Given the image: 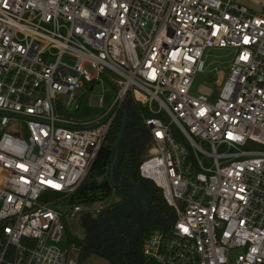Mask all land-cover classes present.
<instances>
[{
	"label": "built area",
	"instance_id": "1",
	"mask_svg": "<svg viewBox=\"0 0 264 264\" xmlns=\"http://www.w3.org/2000/svg\"><path fill=\"white\" fill-rule=\"evenodd\" d=\"M215 49L232 52L216 96H193ZM102 80L110 106L77 121ZM127 96L148 113L139 175L176 215L145 259L264 264V8L236 0H0V264H85L65 223L90 207L68 199Z\"/></svg>",
	"mask_w": 264,
	"mask_h": 264
},
{
	"label": "trees",
	"instance_id": "2",
	"mask_svg": "<svg viewBox=\"0 0 264 264\" xmlns=\"http://www.w3.org/2000/svg\"><path fill=\"white\" fill-rule=\"evenodd\" d=\"M143 116L148 113L127 96L88 176L68 199L69 205L86 206L112 201L97 214L81 217L82 238L72 237L66 227L67 241L77 250L80 263L98 257L107 264H152L142 251L146 239L153 231L170 233L176 218L174 210L164 202L161 191L138 172L149 145ZM123 124L117 160L112 166Z\"/></svg>",
	"mask_w": 264,
	"mask_h": 264
},
{
	"label": "rangeland",
	"instance_id": "3",
	"mask_svg": "<svg viewBox=\"0 0 264 264\" xmlns=\"http://www.w3.org/2000/svg\"><path fill=\"white\" fill-rule=\"evenodd\" d=\"M239 5L245 6L254 12H260L264 8V0H236ZM232 52L229 50H209L206 52V58L204 57L205 70L201 74H197L193 81L190 94L193 96L197 95H207L216 96L214 94V87L210 85L217 78L218 73L214 70V68L220 71H224L226 73V68L228 65V61L231 58ZM112 76V75H111ZM113 77V76H112ZM87 84H84L82 88H80L76 97L73 100L70 112L74 111L76 105H78L77 111H74V117L77 121H90L94 120L100 115H102L106 109L110 106L111 102L115 97L116 88L114 85H111L106 80H102L99 83L93 84L92 90H87ZM68 101V98L65 96H61L58 100V106L63 108ZM150 145L145 150L143 154V160L147 157ZM186 165L192 166L190 161H187ZM112 203V201H105L102 203H96L94 205L89 206L90 214H96V210H101ZM65 206V204H62ZM66 208V207H64ZM67 212V211H66ZM85 213H81L75 217L69 216L66 220L67 233L75 238H82L83 230L80 226L81 217ZM66 238L67 234H66ZM67 240V239H66ZM70 243V241H68ZM75 258L77 257V250H72ZM85 264H107L103 259L98 257H90L86 261L82 262Z\"/></svg>",
	"mask_w": 264,
	"mask_h": 264
},
{
	"label": "water",
	"instance_id": "4",
	"mask_svg": "<svg viewBox=\"0 0 264 264\" xmlns=\"http://www.w3.org/2000/svg\"><path fill=\"white\" fill-rule=\"evenodd\" d=\"M124 126H125V124H123V126H122V130H121V132L119 133V135H118V137H117V139H116V142H115V154H114V157H113L112 166L114 165L115 161L117 160L118 146H119V143H120V140H121L122 134H123Z\"/></svg>",
	"mask_w": 264,
	"mask_h": 264
}]
</instances>
